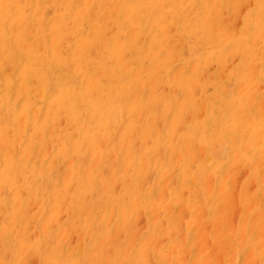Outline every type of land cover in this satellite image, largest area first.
I'll return each mask as SVG.
<instances>
[{"label": "bare ground", "instance_id": "bare-ground-1", "mask_svg": "<svg viewBox=\"0 0 264 264\" xmlns=\"http://www.w3.org/2000/svg\"><path fill=\"white\" fill-rule=\"evenodd\" d=\"M0 264H264V0H0Z\"/></svg>", "mask_w": 264, "mask_h": 264}]
</instances>
